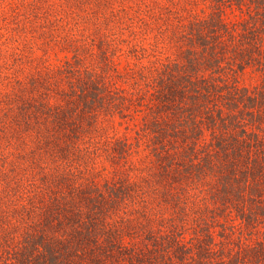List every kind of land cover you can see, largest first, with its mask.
Returning a JSON list of instances; mask_svg holds the SVG:
<instances>
[{
	"label": "trees",
	"instance_id": "trees-1",
	"mask_svg": "<svg viewBox=\"0 0 264 264\" xmlns=\"http://www.w3.org/2000/svg\"><path fill=\"white\" fill-rule=\"evenodd\" d=\"M82 1L0 46V264H264V0Z\"/></svg>",
	"mask_w": 264,
	"mask_h": 264
},
{
	"label": "rangeland",
	"instance_id": "rangeland-1",
	"mask_svg": "<svg viewBox=\"0 0 264 264\" xmlns=\"http://www.w3.org/2000/svg\"><path fill=\"white\" fill-rule=\"evenodd\" d=\"M88 2L89 5H95L99 3V0H84ZM104 1V0H100ZM106 1V0H105ZM144 1L150 0H107L108 3H113L114 5H119L120 3L124 5L140 4ZM39 3L42 6H52L55 10H59L64 7H69L67 4L74 5L76 2H83L82 0H0V46L5 43L8 35L13 34L14 27L12 20L17 19V28L19 27V20L26 22L28 18L24 15L28 14L27 12L31 8V3ZM61 6V7H60ZM110 8V7H109ZM132 13L130 16L134 15ZM16 27V24H15ZM16 28V29H17ZM18 32L16 31L15 34ZM9 38V37H8ZM2 43V44H1Z\"/></svg>",
	"mask_w": 264,
	"mask_h": 264
}]
</instances>
